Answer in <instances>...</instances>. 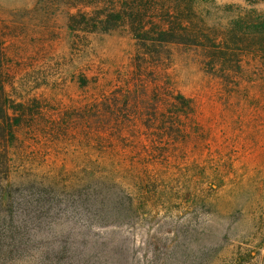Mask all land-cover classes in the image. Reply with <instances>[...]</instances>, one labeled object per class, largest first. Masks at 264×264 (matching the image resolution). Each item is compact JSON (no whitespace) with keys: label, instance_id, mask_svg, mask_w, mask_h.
I'll use <instances>...</instances> for the list:
<instances>
[{"label":"rangeland","instance_id":"374dc122","mask_svg":"<svg viewBox=\"0 0 264 264\" xmlns=\"http://www.w3.org/2000/svg\"><path fill=\"white\" fill-rule=\"evenodd\" d=\"M92 1L0 0V39L10 61L7 93L17 103L28 106L38 100L43 106V117L33 128L24 123L19 136L25 146L13 149L24 154L15 167L16 182L24 185L20 190L30 188L33 177L51 182L60 191H44L66 204L30 214L41 222L35 244L49 246L63 264H264V110L235 88V73L223 80L195 53L178 51L176 60L168 62V75L176 89L200 104L203 140L198 144L194 136L193 150L203 166L219 168L228 177L226 185L206 187L195 207L179 203L184 205L180 211L145 219L127 216L109 227L79 207L84 206L80 198L93 193L86 172L111 167L108 159L97 162L110 149L98 152L90 142L79 144L86 125L56 137L51 123L137 76V44L127 29L82 35L75 40L76 51L68 46V13L92 12L86 6ZM252 12L264 15V0H200L188 21L225 35ZM80 77L91 82L85 90L79 88ZM254 94L264 103L263 93ZM122 149L128 153L122 164L128 169L131 148Z\"/></svg>","mask_w":264,"mask_h":264},{"label":"trees","instance_id":"16d2710c","mask_svg":"<svg viewBox=\"0 0 264 264\" xmlns=\"http://www.w3.org/2000/svg\"><path fill=\"white\" fill-rule=\"evenodd\" d=\"M198 2L95 0L86 5L92 6V12L68 13L71 50H78L75 40L82 35L122 29H127L137 44L135 81L99 100L74 106L51 123L56 137L86 125L88 131L81 127L84 137L79 144L88 146L90 142L98 152L110 149L107 156L100 154L103 158L97 162L108 159L111 167L86 172L87 186L93 193L80 198L84 206H79L102 226L117 225L127 216L145 219L162 211H180L184 205L178 207L179 203L195 207L205 198L206 187L218 182L220 188L226 185L228 177L219 168L203 166L193 150L194 136L198 144L203 140L200 104L176 89L168 75L167 67L176 60L178 51L195 53L200 64L210 72L216 70V76L223 80L235 73V88L243 90L253 104L258 102V110H264L262 98L254 96V91L264 94V15L252 12L247 15L252 23L243 19L220 35L211 27L188 21ZM9 62L0 39V264H63L54 259L49 246L37 247L41 222L30 216L44 207L61 210L66 204L44 191L58 188L38 181V177L24 190H20L24 185L16 182L15 167L24 154L13 149L25 146L19 136L24 123L33 128L32 124L43 117V106L38 100L26 106L9 97ZM90 84L86 77L79 78L80 89ZM124 146L131 148L133 159L128 169L122 165L128 154Z\"/></svg>","mask_w":264,"mask_h":264}]
</instances>
